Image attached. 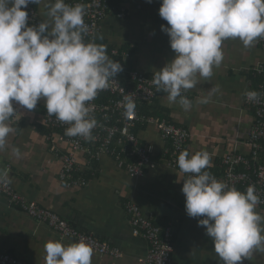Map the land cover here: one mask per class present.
I'll use <instances>...</instances> for the list:
<instances>
[{"label":"crops","instance_id":"crops-1","mask_svg":"<svg viewBox=\"0 0 264 264\" xmlns=\"http://www.w3.org/2000/svg\"><path fill=\"white\" fill-rule=\"evenodd\" d=\"M54 2L41 0L34 4L42 22L50 19L47 5ZM161 3L162 0L151 3L110 0L111 8L100 23L96 44L131 51L127 65L154 75L175 56L169 36L161 30V25L169 26L159 15ZM119 8L126 9L124 17L117 16ZM222 49L224 59L213 68V75L208 79L198 77L196 87L187 90L192 102L189 110L185 111L179 103H170L164 92L144 104L158 112L153 117L186 127L189 154L208 152L211 166L206 170L223 177L226 157L241 154L251 158L248 135L254 113L245 103L244 95L258 89L261 79L252 69L264 64V49L256 43L246 48L238 38L224 40ZM212 88L217 90L209 102L198 103ZM13 104L17 114L9 123L14 131L0 151V175L6 173L7 180L28 201L36 202L79 232L104 241L121 253L113 256L93 251L91 264H142L139 259L145 256L148 242L142 235L132 234L130 214L124 206L127 200L135 203L152 225L170 228L171 264H223L206 228L198 226V220L203 217L191 218L186 213L181 191L186 174L163 162L161 153L167 142L160 137L154 123L136 121L133 128L140 143L151 149L149 156L154 167L146 165L141 173L134 175L126 165L118 164L107 154L92 160L84 150H77L73 153L78 173L87 178V183L67 187L59 177L61 154L72 149L59 139L62 131L45 121V101L39 100L33 110ZM14 148L19 149V156L13 153ZM259 159L264 160V156L260 154ZM238 170L243 167H236ZM255 210L264 216L261 206L257 205ZM49 240L65 245L74 242L62 238L47 223L19 210L0 194V252L12 254L20 264H45L44 245ZM244 260L247 264H264V251H254L250 259Z\"/></svg>","mask_w":264,"mask_h":264},{"label":"clouds","instance_id":"clouds-1","mask_svg":"<svg viewBox=\"0 0 264 264\" xmlns=\"http://www.w3.org/2000/svg\"><path fill=\"white\" fill-rule=\"evenodd\" d=\"M29 3L41 0H0V151L14 131L9 123L16 114L13 102L33 110L43 99L49 116L70 125L65 135L94 139L97 121L90 102L123 71L108 56L106 45L85 42L83 4L55 0L47 5L50 19L29 26ZM159 15L169 25L161 30L175 56L155 72L153 84L185 111L192 102L182 92L196 87L198 77L213 75L224 59V40L238 38L247 48L264 38V0H162ZM216 90L197 102L208 103ZM245 96L255 100L259 93L248 91ZM125 108L128 113L135 110L130 95ZM13 153L20 155L16 148ZM177 163L189 174L181 189L186 213L203 217L198 226L206 228L223 264H243L254 251H264V216L255 210L260 203L255 186L241 192L217 180L206 170L211 166L206 151L190 155L183 150ZM0 182H7L6 173ZM44 251L45 264H91L93 257L92 246L84 240L67 245L49 240Z\"/></svg>","mask_w":264,"mask_h":264},{"label":"built area","instance_id":"built-area-1","mask_svg":"<svg viewBox=\"0 0 264 264\" xmlns=\"http://www.w3.org/2000/svg\"><path fill=\"white\" fill-rule=\"evenodd\" d=\"M65 3L73 6L77 3L84 5V21L88 26L85 40L86 43L95 42L100 23L108 10L107 0H65ZM125 10V8H122L118 16L123 17ZM26 11L29 15V26L38 25L41 22L38 12L32 3L28 4ZM255 43L264 49V38L258 39ZM110 53L118 58L117 61L121 63L123 71L119 72L110 81L106 90L101 91L109 92L110 95H108L107 99L100 98L99 94L101 92H99L97 97L90 102L93 106L92 115L97 121V126L92 130L94 139L85 140L80 136L70 137L65 135V131L70 125L57 120L54 115L49 116L47 111L44 113L45 121L51 127L62 131L59 139L65 141L72 149V151L61 154L62 168L59 177L67 187H80L87 183L85 178L78 173V163L73 153L77 150H84L88 153L89 159H98L101 155L107 154L114 158L118 164L126 165L128 170L134 175L141 173L146 165L154 167L155 163L150 160L149 156L151 149L149 146L140 143L137 135L133 132L136 121L154 123L160 137L168 141L161 153L166 166L179 169L177 163L178 155L181 151L187 150L185 142L189 133L185 127L177 126L165 119L137 112L138 106L144 103H151L161 94L153 84L154 75H148L143 71L128 66L127 62L131 57L128 50L114 47ZM252 70L254 74L260 77L261 82L257 90H249L259 93L257 99L249 100L244 95L245 103L251 106L254 113V119L248 135L251 158L241 154L233 158L226 157L224 159L226 165L224 176L211 174L217 180L223 181L237 189L241 188L244 192L248 186L254 185L255 192L260 200L258 205L264 209V160L259 159L260 154L264 156V64H257ZM129 95L135 102V110L132 113H128L125 108V97ZM182 95L188 99L190 98L187 90L183 91ZM13 107L16 111L17 108L14 104ZM16 114L10 119H15ZM129 157H136L137 159L129 162L127 160ZM235 166H242L243 170L236 171ZM188 175L186 174V177ZM0 194L5 195L9 203L16 206L19 210L38 221L47 223L62 238L71 239L74 242L84 240L97 253H110L113 256L121 254L116 248H111L108 243L79 232L58 215L43 209L34 201H28L15 190L8 180L7 182H0ZM124 206L127 213L130 214L132 234L134 236L142 235L148 242L147 252L139 261L142 264H171L173 242L170 228L163 229L152 225L151 221L142 215L139 207L131 200L125 201ZM0 264H20V262L12 254L0 252ZM243 264H247V262L243 260Z\"/></svg>","mask_w":264,"mask_h":264},{"label":"trees","instance_id":"trees-1","mask_svg":"<svg viewBox=\"0 0 264 264\" xmlns=\"http://www.w3.org/2000/svg\"><path fill=\"white\" fill-rule=\"evenodd\" d=\"M107 3H108V10H107V12L109 11V9L111 8V5H110V0H107ZM34 5V4H33ZM35 6V5H34ZM36 8V7H35ZM121 9L122 8H119V9H117V16H118V14H119V12H121ZM37 10V9H36ZM125 13H126V10H125V12H124V16H125ZM107 14V13H106ZM123 16V17H124ZM39 19H40V16H39ZM41 20V19H40ZM42 22V21H41ZM85 42H86V40H85ZM95 43H96V39H95ZM107 47V54H108V56L112 59V60H114V61H117V60H115V58H113V55L110 53V51H111V49L112 48H114L113 46H106ZM121 50H127V49H123V48H120ZM129 51V50H128ZM130 52V54H131V51H129ZM108 95H110L109 94V92L108 91H105V92H101L100 94H99V97L100 98H102V99H107L108 98ZM99 98V99H100ZM137 112L139 113V114H142V113H144V114H146V115H150V116H152L153 114H158V112L155 110V108L154 109H152L149 105H147V104H142L141 106H138V110H137ZM160 118H162V117H160ZM177 125V124H176ZM177 126H179V125H177ZM182 127V126H181ZM186 128V127H185ZM187 129V128H186ZM188 130V129H187ZM188 133H189V131H188ZM189 138V135H188V137H187V139ZM187 139H186V142H185V145L187 146ZM166 142H167V144H168V141L167 140H165ZM187 149V148H186ZM92 160H94V159H92ZM210 172V171H209ZM210 173H212V172H210ZM214 175H216V176H218L219 174H215L214 173ZM82 176L85 178V180L87 181V178L82 174ZM48 226V225H47ZM49 227V226H48ZM54 231V230H53Z\"/></svg>","mask_w":264,"mask_h":264}]
</instances>
